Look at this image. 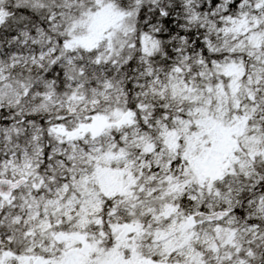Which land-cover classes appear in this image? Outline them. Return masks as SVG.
Instances as JSON below:
<instances>
[{"label": "snow or ice", "instance_id": "obj_1", "mask_svg": "<svg viewBox=\"0 0 264 264\" xmlns=\"http://www.w3.org/2000/svg\"><path fill=\"white\" fill-rule=\"evenodd\" d=\"M0 264H264V0H0Z\"/></svg>", "mask_w": 264, "mask_h": 264}]
</instances>
